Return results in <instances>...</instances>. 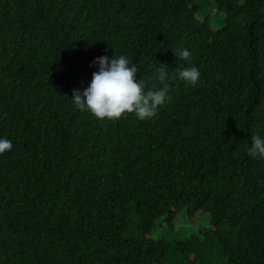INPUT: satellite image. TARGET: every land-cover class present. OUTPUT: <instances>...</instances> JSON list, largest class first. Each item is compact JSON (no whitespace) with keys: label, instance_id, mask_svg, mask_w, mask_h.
Segmentation results:
<instances>
[{"label":"trees","instance_id":"trees-1","mask_svg":"<svg viewBox=\"0 0 264 264\" xmlns=\"http://www.w3.org/2000/svg\"><path fill=\"white\" fill-rule=\"evenodd\" d=\"M212 1L216 29L211 0H0V138L13 143L0 155V264H159L173 252L264 264V158L247 155L252 135L264 139V0ZM121 54L149 87H162L161 65L172 77L150 120L100 121L73 103L93 61ZM192 66L196 87L176 77ZM180 208L216 228L175 245L145 237Z\"/></svg>","mask_w":264,"mask_h":264},{"label":"clouds","instance_id":"clouds-1","mask_svg":"<svg viewBox=\"0 0 264 264\" xmlns=\"http://www.w3.org/2000/svg\"><path fill=\"white\" fill-rule=\"evenodd\" d=\"M178 59L190 61L188 50L175 53ZM93 64L99 69L92 74L90 85L81 92L73 90V103L80 111H87L97 120L119 121L134 115L138 120L146 121L158 115L159 109L171 101V79L167 66L161 65L157 69V80L161 88L141 78L137 81L139 72L137 66L126 56L97 57ZM176 77L185 82L187 86L196 87L200 82V72L195 67L176 70ZM147 89V90H146ZM10 139L0 138V155L12 150ZM247 155L252 158H264V139L259 135H252L251 146Z\"/></svg>","mask_w":264,"mask_h":264},{"label":"rangeland","instance_id":"rangeland-1","mask_svg":"<svg viewBox=\"0 0 264 264\" xmlns=\"http://www.w3.org/2000/svg\"><path fill=\"white\" fill-rule=\"evenodd\" d=\"M206 10V15L211 22L213 29L223 22L222 10L216 11L213 6V1L207 2L203 5ZM199 14V13H198ZM218 19V20H217ZM130 225L126 230L127 235L137 233V229L133 226L137 221V216L130 209L129 211ZM216 228L211 224L210 215L206 212H198L196 215L187 216L184 208H180L177 215L173 220L167 221L164 216L155 219V225L145 234L146 238H165L171 245H175L180 240H185L190 235H195L200 229H214ZM207 245L203 249V254L206 255L212 252L213 257V240L207 238ZM210 247V248H209ZM192 256V255H191ZM159 264H187L177 253L173 252L164 261ZM204 264V263H197ZM209 264H213V261Z\"/></svg>","mask_w":264,"mask_h":264}]
</instances>
